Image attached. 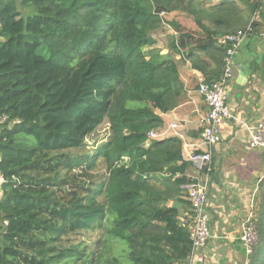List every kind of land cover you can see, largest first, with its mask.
Here are the masks:
<instances>
[{
	"label": "trees",
	"instance_id": "obj_1",
	"mask_svg": "<svg viewBox=\"0 0 264 264\" xmlns=\"http://www.w3.org/2000/svg\"><path fill=\"white\" fill-rule=\"evenodd\" d=\"M263 7L0 0V264H186L192 204L181 186L192 165L179 139L147 142V133L185 92L179 62L205 83L218 80L226 51L218 39L258 32L253 15ZM173 12L198 32L171 20L176 35L163 53L153 34ZM248 69L264 76V49ZM255 202L247 264H264V175Z\"/></svg>",
	"mask_w": 264,
	"mask_h": 264
},
{
	"label": "crops",
	"instance_id": "obj_2",
	"mask_svg": "<svg viewBox=\"0 0 264 264\" xmlns=\"http://www.w3.org/2000/svg\"><path fill=\"white\" fill-rule=\"evenodd\" d=\"M258 15L263 27L260 26L258 32L254 29L247 33L242 51L234 58L233 73L227 84V104L232 117L221 124L219 141L212 154L208 192L210 236L206 244L194 252L192 264L248 263L249 255L239 239L241 224L249 213L254 218L257 215L255 197L264 175V148L247 146L248 126L264 118V76L248 69L249 61L260 58L264 49L259 39L264 31V7L263 13ZM241 64L245 66L246 82L239 75ZM178 67L185 92L175 108L157 113L165 125L174 121L181 124L188 140L194 142L200 136L199 122L206 111L196 86L201 74L185 62H179ZM197 175L198 171L190 166L188 177Z\"/></svg>",
	"mask_w": 264,
	"mask_h": 264
},
{
	"label": "built area",
	"instance_id": "obj_3",
	"mask_svg": "<svg viewBox=\"0 0 264 264\" xmlns=\"http://www.w3.org/2000/svg\"><path fill=\"white\" fill-rule=\"evenodd\" d=\"M258 14L253 15V20H258ZM251 30L238 29L226 34L218 39V42L226 46L223 57V68L218 80L205 83L202 76L198 77V92L203 96L206 107L199 125L201 127L199 138L190 142L188 136L177 121L167 125L162 124L159 128H154L147 133V142L167 136H173L181 141L182 155L191 165L202 174L200 176H189V180L181 186L186 192V197L191 201V223L189 229V239L191 249L186 264H192L194 252L202 248L210 236L209 212H208V192L209 174L212 169V154L219 141L221 124L225 119L232 117V112L227 104V84L233 73L234 56L242 46L247 33ZM264 40V31L259 34ZM4 118L0 119V122ZM249 138L247 146L249 148H264V118L258 120L253 125L248 126ZM127 159L126 157H124ZM1 181V180H0ZM242 231L239 237L248 255L251 254L254 244L257 242L255 218L249 213L242 224Z\"/></svg>",
	"mask_w": 264,
	"mask_h": 264
},
{
	"label": "rangeland",
	"instance_id": "obj_4",
	"mask_svg": "<svg viewBox=\"0 0 264 264\" xmlns=\"http://www.w3.org/2000/svg\"><path fill=\"white\" fill-rule=\"evenodd\" d=\"M164 16V25L162 28L154 32L153 36L156 39L157 46L162 49V52H167L169 41L171 40L172 36H175L176 34L173 32L171 28L168 27V24L171 20L177 21L187 32H190L194 35L197 34L198 28L193 22L192 18L185 13L181 12H173L170 14L163 15ZM181 21V23H180ZM260 43V42H259ZM244 44V43H243ZM242 44V45H243ZM244 46H241L239 48V51L235 54L234 58L237 59L239 53L242 51V48ZM106 121H103L96 129V132H99L100 136H105L106 134ZM263 149V148H260ZM263 151V150H262Z\"/></svg>",
	"mask_w": 264,
	"mask_h": 264
},
{
	"label": "water",
	"instance_id": "obj_5",
	"mask_svg": "<svg viewBox=\"0 0 264 264\" xmlns=\"http://www.w3.org/2000/svg\"><path fill=\"white\" fill-rule=\"evenodd\" d=\"M244 65L243 64H241V65H239V68H238V70H239V75L244 79V82H246V76H245V73H244Z\"/></svg>",
	"mask_w": 264,
	"mask_h": 264
}]
</instances>
